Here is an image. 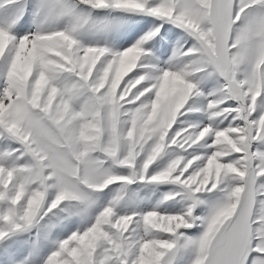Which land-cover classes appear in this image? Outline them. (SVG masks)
Instances as JSON below:
<instances>
[{"label": "snow or ice", "instance_id": "snow-or-ice-1", "mask_svg": "<svg viewBox=\"0 0 264 264\" xmlns=\"http://www.w3.org/2000/svg\"><path fill=\"white\" fill-rule=\"evenodd\" d=\"M0 264H264V0H0Z\"/></svg>", "mask_w": 264, "mask_h": 264}]
</instances>
